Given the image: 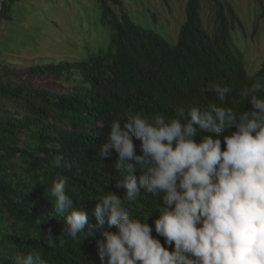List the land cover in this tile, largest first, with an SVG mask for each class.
<instances>
[{
	"label": "trees",
	"instance_id": "obj_1",
	"mask_svg": "<svg viewBox=\"0 0 264 264\" xmlns=\"http://www.w3.org/2000/svg\"><path fill=\"white\" fill-rule=\"evenodd\" d=\"M16 1L4 0L0 21L10 18ZM97 1L103 24L112 32L106 51L20 71L0 62V264H16L28 254L37 256L38 264H101L96 241L115 228L107 217L97 224L96 199L109 192L121 199L125 195L116 187L122 175L114 165L117 153L113 150L104 160L99 155L113 121L123 124L137 114L147 119L186 116L191 108L210 104L240 114L252 107L240 91L256 81L264 83V61L250 76L235 44L232 33L237 26L243 29V23L230 0H212V32L204 25L200 0H187L175 43L134 21L122 0ZM256 2L263 8V0ZM258 26L256 22L254 31ZM49 76L69 89L36 83ZM213 84L232 89L223 104L207 91ZM256 95L264 98V92ZM5 101L19 104L23 112L8 108ZM134 144L141 154L140 141L134 139ZM58 155L63 160L55 166ZM57 179H66L73 208L88 214L84 232L91 228L92 234L80 233L76 239L67 235L71 209L57 214L51 204L50 189ZM124 207L135 217L153 212L147 223L154 229L159 212L150 193L141 192Z\"/></svg>",
	"mask_w": 264,
	"mask_h": 264
},
{
	"label": "clouds",
	"instance_id": "obj_2",
	"mask_svg": "<svg viewBox=\"0 0 264 264\" xmlns=\"http://www.w3.org/2000/svg\"><path fill=\"white\" fill-rule=\"evenodd\" d=\"M207 91L223 104L232 89L213 84ZM262 92L260 81L242 89L240 98L252 107L240 114L210 104L186 116L137 114L123 124L113 121L99 155L104 160L117 153L114 165L122 175L116 187L125 195L109 192L96 199L97 224L107 217L115 228L96 241L101 264H264V98L256 95ZM62 160L58 155L55 166ZM141 192L155 198L154 229L147 223L153 212L135 217L124 207ZM50 195L57 214L71 209L68 236L92 234L91 228L84 232L88 214L73 208L66 179L54 180ZM38 259L28 254L16 264Z\"/></svg>",
	"mask_w": 264,
	"mask_h": 264
},
{
	"label": "rangeland",
	"instance_id": "obj_3",
	"mask_svg": "<svg viewBox=\"0 0 264 264\" xmlns=\"http://www.w3.org/2000/svg\"><path fill=\"white\" fill-rule=\"evenodd\" d=\"M134 21L175 43L186 19L187 0H122ZM240 16V26L233 31L236 46L244 54V63L253 76L264 61V0H230ZM205 27L212 32L215 11L212 0H200ZM117 12L116 7H113ZM10 18L0 21V62L15 70H27L38 63L68 59H87L92 53L106 51L111 42V28L103 24L97 0H17ZM259 26L254 31L255 23ZM53 90L69 86L52 76L37 81ZM5 105L23 112L11 101Z\"/></svg>",
	"mask_w": 264,
	"mask_h": 264
},
{
	"label": "water",
	"instance_id": "obj_4",
	"mask_svg": "<svg viewBox=\"0 0 264 264\" xmlns=\"http://www.w3.org/2000/svg\"><path fill=\"white\" fill-rule=\"evenodd\" d=\"M3 2H4V0H0V15H1V9H2V6H3Z\"/></svg>",
	"mask_w": 264,
	"mask_h": 264
}]
</instances>
